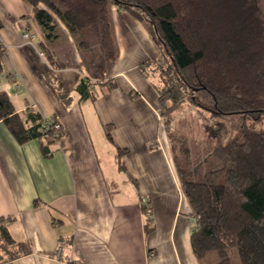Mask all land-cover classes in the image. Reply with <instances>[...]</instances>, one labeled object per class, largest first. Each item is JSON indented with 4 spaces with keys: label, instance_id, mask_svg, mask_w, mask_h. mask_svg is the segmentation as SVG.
<instances>
[{
    "label": "crops",
    "instance_id": "obj_1",
    "mask_svg": "<svg viewBox=\"0 0 264 264\" xmlns=\"http://www.w3.org/2000/svg\"><path fill=\"white\" fill-rule=\"evenodd\" d=\"M111 19L119 53L106 79L117 87L104 92L108 81L98 83L90 87L95 97L83 98L76 89L89 72L65 26L59 22L58 37L48 40L25 0H0V92L23 120L34 111L65 132L45 155V142L19 143L0 121V217L31 249L10 264H65L55 257L60 241L77 264H199L159 94L141 69L159 48L130 14L114 7ZM119 150H126L121 164Z\"/></svg>",
    "mask_w": 264,
    "mask_h": 264
},
{
    "label": "trees",
    "instance_id": "obj_2",
    "mask_svg": "<svg viewBox=\"0 0 264 264\" xmlns=\"http://www.w3.org/2000/svg\"><path fill=\"white\" fill-rule=\"evenodd\" d=\"M48 40L56 39L59 22L76 39L89 76L76 91L95 97L90 87L106 79L118 58L109 2L141 23L158 46L160 55L141 66L155 82L158 112L169 131L170 120L183 104L218 117L243 116L239 135L213 148L207 161L191 163L188 143L173 145L183 190L193 211L196 228L191 245L199 264H264V13L262 0H25ZM48 78L56 83V63ZM2 69L0 64V70ZM59 96L70 101L57 84ZM0 121L19 143L37 138L43 151L59 143L65 132L56 118L43 119L27 111L26 120L15 111L7 93L0 92ZM59 123V122H58ZM60 124V123H59ZM112 141L111 127H106ZM170 138L171 137V134ZM172 141V140H171ZM177 152L175 153V150ZM119 150L121 164L123 154ZM180 156L186 162L178 160ZM148 201V200H147ZM146 201V202H147ZM148 209L149 204L144 203ZM0 217V264L31 253L26 243L11 236ZM212 255L219 258L213 262Z\"/></svg>",
    "mask_w": 264,
    "mask_h": 264
},
{
    "label": "rangeland",
    "instance_id": "obj_3",
    "mask_svg": "<svg viewBox=\"0 0 264 264\" xmlns=\"http://www.w3.org/2000/svg\"><path fill=\"white\" fill-rule=\"evenodd\" d=\"M261 3L264 13V0H262ZM114 7V3L112 1L109 2V8L112 9ZM108 71L105 75L109 74ZM243 122V116H213L210 113L199 110L192 104L185 103L171 118L169 134H171L172 143L177 149L180 148L181 145L188 143L192 153L190 161L191 163H196L198 161H207L208 159L205 157L212 153L213 148L225 142L231 135H239L242 130ZM185 141L187 143H185ZM177 155L178 160L184 163L186 162V158L183 156L181 157L180 153ZM211 257L214 263L219 261L217 256L212 255ZM232 259L234 264H240L235 250L232 252Z\"/></svg>",
    "mask_w": 264,
    "mask_h": 264
},
{
    "label": "built area",
    "instance_id": "obj_4",
    "mask_svg": "<svg viewBox=\"0 0 264 264\" xmlns=\"http://www.w3.org/2000/svg\"><path fill=\"white\" fill-rule=\"evenodd\" d=\"M26 40H33L34 39V35L32 33L27 32L26 34H24L23 36ZM54 124V129L55 130H59L60 129V124L58 122L54 123V122H48V125ZM68 248V245L65 241H60L55 257L57 260L65 263V264H77L73 258L66 254L65 251Z\"/></svg>",
    "mask_w": 264,
    "mask_h": 264
}]
</instances>
